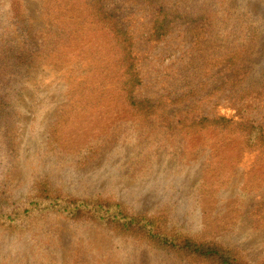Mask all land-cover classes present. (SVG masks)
<instances>
[{
    "label": "rangeland",
    "instance_id": "374dc122",
    "mask_svg": "<svg viewBox=\"0 0 264 264\" xmlns=\"http://www.w3.org/2000/svg\"><path fill=\"white\" fill-rule=\"evenodd\" d=\"M247 4L262 27L251 77H264V0ZM105 5L135 44L141 76L137 98L155 104L183 100L182 114L189 113L188 117L223 116L235 121L243 117L264 127V98L253 101L251 95L240 103V94H232L229 83L221 85L230 72L213 70L210 79L197 85L188 66L195 54L186 24H174L158 41L150 39L154 3L107 0ZM46 9L45 0H0V25L31 55L17 91L0 92L9 95L1 103L11 111L6 121L11 154L6 153L0 133V195L5 191L17 209L32 200L35 184L46 183L66 201L87 206L99 202L105 214L106 206L117 208L112 210L117 220L123 215L143 220L149 224L146 232L210 243L232 252L241 264H264V213L259 208L264 200V162L259 151L249 152L231 138L203 140L200 133L162 130L156 123L180 128L179 105L163 110L167 118L154 124L149 138L137 137L140 131L130 122L127 139L121 135L117 143H103L95 158L84 153L83 165H79L81 139L110 126L99 110L95 116L80 114L79 121L90 122L82 131L72 126L69 136L60 134L55 143L53 127L74 105L69 90L89 79L93 75L88 73L89 64L94 67L97 62L72 57L57 62V56L48 53L42 57L47 41L55 36ZM120 127L122 131L124 126ZM7 211L3 202L0 264H202L166 255L146 232L120 230L100 219L103 212L94 220L89 209L76 216L49 209L31 218ZM14 219L16 226H9Z\"/></svg>",
    "mask_w": 264,
    "mask_h": 264
},
{
    "label": "trees",
    "instance_id": "16d2710c",
    "mask_svg": "<svg viewBox=\"0 0 264 264\" xmlns=\"http://www.w3.org/2000/svg\"><path fill=\"white\" fill-rule=\"evenodd\" d=\"M45 1L48 6L46 10L49 13L47 16L51 18L50 23L53 22L51 35L55 36L47 41L42 57L46 59L48 53V56H57V62H65L69 57L81 60L83 63L87 59H91L89 62H97L94 67L89 64L91 69L88 73L93 75H88L89 79L83 83L80 82L76 90H69L74 105L69 111L62 112L59 119L61 122L59 125L58 123L54 125L51 133L56 136L51 138L56 143L60 134L68 137L70 128L75 125L79 131H82L83 125L90 120L79 121L80 114L95 116L99 110V115L111 121L109 127L98 129L96 135L81 139L79 146L82 151L79 165L86 162L84 153L93 154L95 158L103 143H117L121 135L123 140L127 139L129 129L132 128V125L127 127L130 122H135L133 127L140 131L137 137L142 140L149 138L150 129L154 127V124L159 119L167 118L163 110L174 105L180 106L176 113L180 114L183 126L180 121L177 123L180 128L173 125L163 127L160 123H156L162 130L169 132L167 129L172 128L174 131L186 134L200 133L203 140L231 138L249 152L259 151L262 155L261 161L264 162V127L255 125L253 120H244L241 117V121H235L233 118L223 116L194 119L188 117L189 113L182 114L183 100L179 103L173 100L168 104L164 102L155 104L148 98L136 97V92L141 86L138 53L128 30H122L119 20L107 11L105 5L107 0ZM145 1L155 4L150 39L161 40L177 23L186 24L189 27L195 57L187 64L189 69L193 70L194 77L198 78L197 85H201V82L205 81L213 70H221L231 73V76L221 85L229 83L232 94H240L238 99L240 103L242 100H248L251 95L254 96L253 101L264 98V77H251L256 67L254 62L262 32V27L256 22L257 16L251 14L248 7L247 3L251 0ZM8 37L10 39V32L1 24L0 92L13 93L17 91V86L24 78L22 76L28 68L31 55L21 50L15 40H9ZM90 82H96V84L88 85ZM5 96L9 95L2 96L0 93V133L6 140V153L11 154V144L7 142L6 137L9 126L6 121L11 117V111L8 104L1 103ZM158 109L162 111L161 114L158 113ZM241 109L238 108V111ZM120 125L124 126L122 131L119 130ZM200 142L203 143V141ZM61 154L62 149L58 155L61 157ZM31 191L34 193L31 196L32 200L17 209L13 208L15 204L5 196L4 191L0 195V206L5 202L8 206L7 213L11 212L14 216L24 215L27 218L41 215L49 209L61 210L73 216L89 209L91 218L95 220L98 218L97 214L103 212L101 203L96 202L87 206L85 202L66 201L65 196L59 195L57 190L46 183L35 184ZM106 208L108 209L106 214L103 212L104 215L100 216V219H106L117 225L120 230L124 229L125 232H146L145 229L149 224L144 223L143 220L124 215L117 220L112 211H118L117 208L112 206H106ZM259 208L264 213V200ZM0 220H3L1 214ZM16 220H12L9 226L15 227ZM4 226L0 223V227ZM152 232H146L147 236L155 239L161 248H165L162 252L180 261H187L190 258V261L202 264H241L227 249H219L210 243L192 242L187 238L176 239V235L167 236L160 233L152 234Z\"/></svg>",
    "mask_w": 264,
    "mask_h": 264
}]
</instances>
